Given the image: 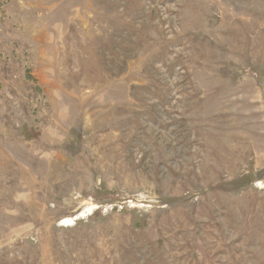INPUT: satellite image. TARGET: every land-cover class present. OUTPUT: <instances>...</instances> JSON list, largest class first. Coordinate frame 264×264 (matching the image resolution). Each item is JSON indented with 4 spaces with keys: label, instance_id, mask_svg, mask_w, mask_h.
Wrapping results in <instances>:
<instances>
[{
    "label": "rangeland",
    "instance_id": "374dc122",
    "mask_svg": "<svg viewBox=\"0 0 264 264\" xmlns=\"http://www.w3.org/2000/svg\"><path fill=\"white\" fill-rule=\"evenodd\" d=\"M0 264H264V0H0Z\"/></svg>",
    "mask_w": 264,
    "mask_h": 264
}]
</instances>
